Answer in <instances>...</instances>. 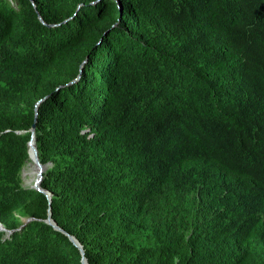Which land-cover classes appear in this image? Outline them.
I'll return each instance as SVG.
<instances>
[{"label": "trees", "instance_id": "16d2710c", "mask_svg": "<svg viewBox=\"0 0 264 264\" xmlns=\"http://www.w3.org/2000/svg\"><path fill=\"white\" fill-rule=\"evenodd\" d=\"M50 208L88 264H264V0H0V264H82Z\"/></svg>", "mask_w": 264, "mask_h": 264}, {"label": "water", "instance_id": "95a60500", "mask_svg": "<svg viewBox=\"0 0 264 264\" xmlns=\"http://www.w3.org/2000/svg\"><path fill=\"white\" fill-rule=\"evenodd\" d=\"M30 132H31L32 138L28 144V146H29V160L35 165V168H37V173H36L37 179L35 180L34 185L29 187V188L36 189V190L44 193L48 197L49 201L51 202L52 193L48 190H44L41 186L42 181L44 179V176H45L46 172L49 170V168L51 167V164L50 163L43 164L40 160L39 151H38V147H37V137H36L37 126H36V123L33 125ZM46 222L48 224L52 225L55 229L64 232L70 238V240L74 243V245L77 246L79 248V250L81 251L82 264H88V260L86 258V254H85V250H84L83 246L81 245V243L78 241V239L75 236L70 235L69 233L65 232L61 227H59V225L55 222V220L52 217L51 208L49 209V216H48V219ZM0 231H6L8 234H12V232L8 231L1 223H0Z\"/></svg>", "mask_w": 264, "mask_h": 264}, {"label": "rangeland", "instance_id": "374dc122", "mask_svg": "<svg viewBox=\"0 0 264 264\" xmlns=\"http://www.w3.org/2000/svg\"><path fill=\"white\" fill-rule=\"evenodd\" d=\"M33 165L34 164L31 161H29L23 168L22 178H23L24 185L26 187L33 186L35 183V180L37 179V174H36L37 171H36L35 165L34 166ZM31 170H32V172H31ZM30 173H32V174L29 175Z\"/></svg>", "mask_w": 264, "mask_h": 264}, {"label": "bare ground", "instance_id": "6f19581e", "mask_svg": "<svg viewBox=\"0 0 264 264\" xmlns=\"http://www.w3.org/2000/svg\"><path fill=\"white\" fill-rule=\"evenodd\" d=\"M32 165V164H31ZM34 166V165H33ZM36 171H37V168H36ZM31 172H32V170H31ZM32 173H30L29 175H31ZM33 177V176H32ZM27 183V182H26ZM28 186V185H27Z\"/></svg>", "mask_w": 264, "mask_h": 264}]
</instances>
